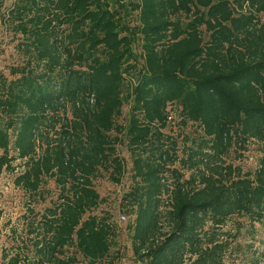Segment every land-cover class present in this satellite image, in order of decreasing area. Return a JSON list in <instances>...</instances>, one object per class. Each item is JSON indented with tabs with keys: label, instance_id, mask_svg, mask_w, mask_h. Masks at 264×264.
Segmentation results:
<instances>
[{
	"label": "trees",
	"instance_id": "16d2710c",
	"mask_svg": "<svg viewBox=\"0 0 264 264\" xmlns=\"http://www.w3.org/2000/svg\"><path fill=\"white\" fill-rule=\"evenodd\" d=\"M0 24L17 56L0 69V176L18 161L30 202L57 192L28 225L31 264H118L95 182L121 183L119 146L136 264L242 251L228 222L264 224V0H0ZM251 145L253 171L226 163ZM250 254L264 263V247Z\"/></svg>",
	"mask_w": 264,
	"mask_h": 264
},
{
	"label": "rangeland",
	"instance_id": "374dc122",
	"mask_svg": "<svg viewBox=\"0 0 264 264\" xmlns=\"http://www.w3.org/2000/svg\"><path fill=\"white\" fill-rule=\"evenodd\" d=\"M129 1V0H126ZM15 42L11 39L10 34L4 33L0 24V69L4 70L9 65L16 62V53L14 51ZM139 56V50L135 51ZM128 106L125 103L122 116L118 123H123L127 115ZM188 132V130H187ZM256 145H251L246 151H231L229 156L224 159L226 163H232L233 166L240 168L243 173L251 172L256 168V158L258 153ZM118 153L125 165V173L119 185L110 183L106 178L99 179L95 182V188L99 192L104 202L95 212L97 215L108 214L111 221L116 226L117 239L111 253L120 254L118 264H136L131 248L130 235L128 233L129 220H122L124 215L120 211L119 200L121 196L128 190L130 186V159L126 149L122 146L118 147ZM16 168L13 172H4L0 176V264H2V255H9L14 251L21 253L29 259L25 264H31L35 253L30 246V237L27 233L28 225H38L41 215L47 207L56 200L57 192L53 188L52 182L49 183L48 190L42 192L41 197L32 198L25 194L22 190L16 188L13 184L15 175L21 171L19 162L13 164ZM188 175V174H187ZM29 209H33L29 211ZM236 221V222H235ZM234 223H242L243 228L240 229L237 244L242 247V251L237 254H229L226 258V264H247L250 263L254 250L264 247V224L253 225L252 228L245 219H237L228 222L225 230H231ZM253 230V232H249ZM251 247V248H250ZM234 251V246L233 250ZM84 264V263H82ZM264 264V263H263Z\"/></svg>",
	"mask_w": 264,
	"mask_h": 264
},
{
	"label": "built area",
	"instance_id": "2783aa9c",
	"mask_svg": "<svg viewBox=\"0 0 264 264\" xmlns=\"http://www.w3.org/2000/svg\"><path fill=\"white\" fill-rule=\"evenodd\" d=\"M122 220H126L124 216L121 217Z\"/></svg>",
	"mask_w": 264,
	"mask_h": 264
}]
</instances>
